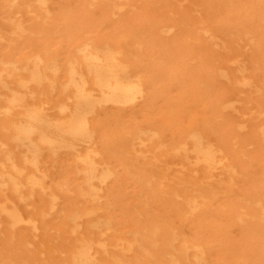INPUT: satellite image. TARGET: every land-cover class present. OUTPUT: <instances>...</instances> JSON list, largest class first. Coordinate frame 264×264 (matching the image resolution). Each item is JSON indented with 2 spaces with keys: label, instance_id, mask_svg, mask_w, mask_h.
Instances as JSON below:
<instances>
[{
  "label": "bare ground",
  "instance_id": "bare-ground-1",
  "mask_svg": "<svg viewBox=\"0 0 264 264\" xmlns=\"http://www.w3.org/2000/svg\"><path fill=\"white\" fill-rule=\"evenodd\" d=\"M48 3L0 4V247L19 240L37 264L52 217L60 264H248L264 235V0H84L64 17ZM173 84L187 100L167 102ZM121 174L139 190L118 218Z\"/></svg>",
  "mask_w": 264,
  "mask_h": 264
},
{
  "label": "rangeland",
  "instance_id": "rangeland-1",
  "mask_svg": "<svg viewBox=\"0 0 264 264\" xmlns=\"http://www.w3.org/2000/svg\"><path fill=\"white\" fill-rule=\"evenodd\" d=\"M5 0H0V4H3ZM49 8L50 10L55 13L57 16H69V12H67L66 8L68 6L75 7L76 10H78L80 7H82V4H84V0H48ZM74 18L78 20L77 16L75 15ZM4 28V26H2ZM148 28V27H146ZM93 29V28H91ZM112 26H107L105 30L110 31L112 30ZM1 47L4 49L7 48V43L3 41L1 44ZM167 89H171L167 98V102L171 105L175 104L176 97L181 98L183 100H187V93L186 90L183 88L182 85L176 86V84H173L169 86ZM186 107H188L186 105ZM184 116H181L180 121L184 122L186 119V109L184 112ZM119 182L116 183L115 187L117 189L116 195L113 197L114 203V213L119 214L120 216L118 218L125 217L123 213V208L118 206L117 208V200L121 201L122 203L126 204L128 203V199H130L135 192H137L139 187H137V184L134 182L132 177L130 176H122L119 175ZM29 203L31 205L38 206L40 204L39 198L37 196H33ZM150 205L152 208L158 209L159 206L156 204V202L151 201ZM62 206H64V202H62ZM49 221L52 222V224L49 226L48 231L45 235L40 236V242L37 245H33L34 251L43 250V253H37L34 258L37 264H45L47 261L48 264H60V261H56V256L60 255L61 251H65V247H63V243L65 241L66 236L62 233L58 232L55 228L56 222L52 219V217L48 218ZM125 221V220H123ZM213 220L207 221L209 225H211ZM224 223V220L222 219L221 224ZM202 232L200 235L204 239H207L209 241L210 246H212L211 251L219 256H222L224 252H217V246L222 244L219 240V235L214 233H208V232ZM1 234V233H0ZM187 237L190 239L192 237L191 234L186 233ZM234 239L238 237L235 233L232 234ZM1 236V235H0ZM239 238V237H238ZM251 237H247L243 240L244 243L247 241H251ZM20 241L17 240L16 244L13 245V247H10L6 242H4L5 246L0 247V264H34L33 262H29L25 260V248L22 244H19ZM69 246H72L71 244H68ZM255 252L254 254L247 259L248 264H263L262 259L264 258V235L262 234L261 237L258 239V241L254 245ZM245 253V252H244ZM63 255H66L65 252H63ZM13 256H16L13 258ZM228 256L231 258L232 261H234L232 264H235V261L239 263L245 256L243 253H232L229 250Z\"/></svg>",
  "mask_w": 264,
  "mask_h": 264
}]
</instances>
